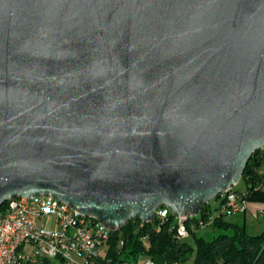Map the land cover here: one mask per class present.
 Instances as JSON below:
<instances>
[{
    "label": "water",
    "instance_id": "1",
    "mask_svg": "<svg viewBox=\"0 0 264 264\" xmlns=\"http://www.w3.org/2000/svg\"><path fill=\"white\" fill-rule=\"evenodd\" d=\"M263 148L264 0H0V206L196 216Z\"/></svg>",
    "mask_w": 264,
    "mask_h": 264
},
{
    "label": "trees",
    "instance_id": "2",
    "mask_svg": "<svg viewBox=\"0 0 264 264\" xmlns=\"http://www.w3.org/2000/svg\"><path fill=\"white\" fill-rule=\"evenodd\" d=\"M241 178L245 179L247 190L244 193L234 191L248 202L264 203V148L253 152ZM215 199L220 200L215 206L218 211L225 198ZM211 215L209 202L190 219L208 221ZM212 225L219 230L212 239L193 231L190 237L194 241L191 243L189 238L177 236L178 218L173 212H169L164 220L156 217L153 222L135 217L123 229L112 231L108 245L95 264H132L142 259L156 264L184 263L193 252L195 264H264V230L251 233L245 225L230 221L224 215L214 217ZM20 264L33 263L25 260ZM44 264L64 263L59 259H45Z\"/></svg>",
    "mask_w": 264,
    "mask_h": 264
},
{
    "label": "built area",
    "instance_id": "3",
    "mask_svg": "<svg viewBox=\"0 0 264 264\" xmlns=\"http://www.w3.org/2000/svg\"><path fill=\"white\" fill-rule=\"evenodd\" d=\"M222 197L225 203L208 221L190 219L192 215L176 216L177 236L187 238L193 231L212 224L214 217H228L246 210L247 201L233 187ZM52 198L57 197L51 194L20 196L17 201L5 202L3 208L0 206V264L12 256L17 240H25L23 260L33 264H44L45 259H59L64 264H95L108 245L113 229L98 217L84 215L61 200L60 205H52ZM169 212L173 211L163 205L157 209L156 217L164 220ZM132 264L156 263L144 260Z\"/></svg>",
    "mask_w": 264,
    "mask_h": 264
},
{
    "label": "rangeland",
    "instance_id": "4",
    "mask_svg": "<svg viewBox=\"0 0 264 264\" xmlns=\"http://www.w3.org/2000/svg\"><path fill=\"white\" fill-rule=\"evenodd\" d=\"M233 189L235 191H239V192H242L244 193L246 190H247V183L245 181L244 178H241L239 180V182L233 186ZM211 206H212V212L215 213V206L219 204L220 200H217V199H212L211 201ZM230 220H233V221H242L243 220V214H236V215H233L231 217H229ZM247 228L248 230L251 232V233H259V231H261V229L264 227V219L262 218H256V217H253L251 215V213L249 211H247ZM218 229L215 228L212 224H208L202 228H199L198 231H197V234L199 236H203L205 237L206 239H212L214 237L215 234L218 233ZM187 238H189L188 240L193 243V238L188 236ZM182 264H195V252H193L189 259L185 262V263H182Z\"/></svg>",
    "mask_w": 264,
    "mask_h": 264
},
{
    "label": "bare ground",
    "instance_id": "5",
    "mask_svg": "<svg viewBox=\"0 0 264 264\" xmlns=\"http://www.w3.org/2000/svg\"><path fill=\"white\" fill-rule=\"evenodd\" d=\"M17 199H20V196H14L9 200L17 201ZM52 205H60V199L52 198ZM23 248H25V240H17L14 243V248L12 250V256L4 264H18V263L20 264L22 261H25L23 260Z\"/></svg>",
    "mask_w": 264,
    "mask_h": 264
},
{
    "label": "crops",
    "instance_id": "6",
    "mask_svg": "<svg viewBox=\"0 0 264 264\" xmlns=\"http://www.w3.org/2000/svg\"><path fill=\"white\" fill-rule=\"evenodd\" d=\"M247 211H249L253 217L264 219V214H263L264 203H262V202H248V201L246 203V210L244 212H241L243 214V220L242 221L230 220L229 217H231L233 215L228 216L227 218L230 221L243 224V225H245L247 227V223H246V221H247ZM241 213H238V214H241ZM263 230H264V227L261 229V231H259V233L262 232ZM140 261H144V259H142ZM173 264H182V263H173Z\"/></svg>",
    "mask_w": 264,
    "mask_h": 264
}]
</instances>
